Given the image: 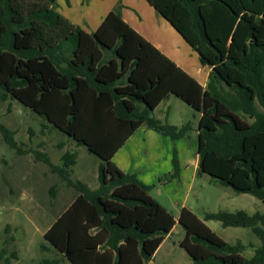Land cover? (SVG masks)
<instances>
[{"label": "trees", "instance_id": "1", "mask_svg": "<svg viewBox=\"0 0 264 264\" xmlns=\"http://www.w3.org/2000/svg\"><path fill=\"white\" fill-rule=\"evenodd\" d=\"M59 1L0 0V100L20 101L44 120L43 127L58 130L99 157V186L92 188L73 177L77 152L65 151L57 165L45 152L23 150L16 132L7 126L0 124V131L8 147L19 154L32 153L73 191L74 197L82 196L94 207L102 219L99 228L109 231L100 250H114V264L121 262L120 245L125 240H137L144 264H151L153 256L146 241L173 235L167 228L150 231L138 223L125 226L116 221L118 213L109 211L105 204L114 200L133 210L152 207L143 199L114 193L127 185L148 193L155 185L144 183L137 174L121 172L110 159L142 125L172 141L190 139L191 122L178 127L155 114L156 107L171 95L198 112L205 98L213 101L206 109L213 126L203 125L200 130L204 145L197 175L208 174L222 186L264 201V167L259 169L253 154L247 155L249 148L257 149L259 141L264 143L260 138L264 135V34L259 37L264 28V0H148L199 53L201 65L211 68L206 89L123 20L122 0L92 34L72 25L58 10ZM64 1L70 5V0ZM228 17L232 19L228 36L218 44L212 33ZM241 29L245 42L237 46ZM219 104L230 114L219 115ZM106 126H110L111 135L104 134ZM209 155L231 162L233 168L216 172L222 165H215L208 173L205 163ZM172 162L170 178L179 179L182 169L177 147L173 148ZM239 171L245 172L246 188L233 182ZM57 186L58 182L50 188L52 198ZM204 220L251 229L261 245L254 248L252 257L243 259V264H264V213L222 210L205 213ZM6 231L0 264L18 259L10 249L16 239L10 235V225ZM190 240L209 252L206 257H194V264H235L229 257L248 248L241 241L218 244L196 233ZM41 264L60 261L48 259Z\"/></svg>", "mask_w": 264, "mask_h": 264}, {"label": "rangeland", "instance_id": "2", "mask_svg": "<svg viewBox=\"0 0 264 264\" xmlns=\"http://www.w3.org/2000/svg\"><path fill=\"white\" fill-rule=\"evenodd\" d=\"M113 3H115L114 0H74L71 9L62 4L59 11L70 20L74 18L79 20L81 26L88 31L96 28L97 24L101 22L102 16L109 12ZM119 4L120 1L118 0L115 8ZM231 25L232 19L230 17L225 21L223 20L222 23L220 22L218 31L212 33V39L218 44L223 42L224 37L227 38L228 36V28ZM263 34L264 28L259 31V37ZM244 42V30L241 29L236 38L237 46ZM189 59L193 61L194 56H190ZM224 110L220 111L219 115L226 111ZM155 114L161 119L168 118L170 123L178 127H183L191 121L197 130L201 124L198 119L193 118V109L175 96L163 103ZM236 118L240 124H243L241 118L238 116ZM206 119L208 118L204 120ZM206 121L202 123L204 126H213V123ZM0 124L16 132L15 137L23 150L33 149L45 152L54 164H61V156L65 151L77 152V164L73 167V177L86 182L92 188L99 186L100 158L89 153L85 146H77L67 135L58 130L43 127L44 120L36 113L31 112L30 108L20 101L0 100ZM200 127L202 128L201 125ZM195 129L194 132H196ZM194 132L189 133L192 135L194 146L187 138H184L177 146L178 155H181L184 162L183 178L179 185L172 183L165 187L159 183V178L167 174L171 167L166 160V156L169 157L174 148L171 140H169L171 145L162 148V153L157 154L155 158H150L151 156L147 158L141 155L138 156V159L134 157L135 161L146 162L151 160L150 164L140 163L138 166H129V161L124 162L125 159L121 158L122 155L117 158V161H122L126 170H137L142 174L144 180L156 185L149 194L160 206L158 211L160 220L157 227L172 230L173 235L168 238V243L162 245V250L154 264H194V257H206L209 252L202 246L191 242L190 236L193 233L207 237L218 244H236L237 241H241L248 248L243 254L229 258H232L235 264H243L244 258H250L254 255V248L261 245V240L249 228L224 227L220 221H205L204 215L222 210L229 212L244 210L249 214L264 213V201L251 194H239L231 187L222 186L215 180L213 181L210 175L198 176L196 153L202 135L200 131ZM62 143L64 146L59 148ZM250 154H253L257 167L263 168L264 143L259 141L257 149L253 146L249 148L247 155ZM217 159L212 158L209 160L211 165H208L211 168L215 165H222L217 167L216 172L233 168L231 162L218 161ZM262 180L264 181V179ZM57 182L56 197L52 198L50 188ZM233 182L239 187L247 185L242 171L235 175ZM185 191H189V195L185 202H182ZM73 198V191L63 184L44 162L37 161L32 153L19 154L8 147L0 131V249L3 247L7 234V225H10V235L16 238L11 243L10 249L18 255V259H13L11 264H41L48 259L59 260L60 264H66L65 262L72 264L67 259L61 262L64 256L49 250L51 246L45 232ZM183 204L188 207V212L184 216V223L177 225L169 223L160 215L163 210H167L177 218L182 211ZM77 208L84 217L90 216L89 208L84 207L83 204L78 203ZM74 220L76 221L77 218ZM74 227V223L71 221L68 226L70 248H72L71 243L74 238L77 242L76 245L82 242L79 241L81 238H78L76 234L74 235L76 231ZM44 246L47 249L43 250L42 247Z\"/></svg>", "mask_w": 264, "mask_h": 264}, {"label": "crops", "instance_id": "3", "mask_svg": "<svg viewBox=\"0 0 264 264\" xmlns=\"http://www.w3.org/2000/svg\"><path fill=\"white\" fill-rule=\"evenodd\" d=\"M73 1L70 0V5L67 6L64 0L59 1V8L62 6H66L67 8H72ZM115 3L112 4L109 12L102 16L101 22L97 24L96 28L91 30H85L83 26H81V22L79 20L68 19L70 23L74 26L80 27L83 31L87 33H94L99 29V27L103 24L107 15L115 10L116 3L118 0H114ZM122 18L123 20L133 28L141 37H143L146 41L152 44L161 55L166 56L172 62H174L180 69L194 78L204 89L208 84L209 73L211 68L208 66H202L200 63V55L199 53L192 47V45L184 38L182 34L178 32V30L173 26V24L161 14L148 0H122ZM58 8V10H59ZM61 13V12H60ZM227 48H229L227 46ZM194 56L193 61H190L189 57ZM197 56V57H196ZM198 58V59H197ZM169 99L163 100L155 109L157 111L163 103L169 101ZM177 97V96H175ZM182 100V99H181ZM183 101V100H182ZM185 102V101H183ZM186 103V102H185ZM213 101L209 98H205L204 107L201 112L193 109V118L198 119L201 122V126L203 127V121H208L213 123V119L208 117L206 114V109L211 105ZM171 109V106H169ZM219 110L223 111L224 107L219 104ZM225 111V110H224ZM225 114H230L228 111H225ZM205 118H208L204 120ZM219 119V117H216ZM161 119V118H160ZM167 120L169 119H162ZM206 121V122H207ZM191 122V121H189ZM170 123V122H169ZM172 124V123H170ZM193 126L194 132L195 124L191 122ZM175 125V124H173ZM200 125L198 129L194 133H198L201 130ZM177 126V125H176ZM104 131L105 135H111L113 132L110 129V126H106ZM97 131V130H96ZM99 132V131H98ZM102 133V132H100ZM115 137V138H114ZM190 141L193 143L194 141L191 138ZM114 140L116 139V135L113 136ZM264 141V135L260 137ZM169 137H165L158 132L148 129L144 125L136 128L130 136L126 138L122 144L117 148L114 154H112L111 162L116 165V167L123 173H134L137 174L139 179L146 184L152 185L147 180L142 178V174L139 171L130 169L126 170L122 161H117V158L122 155V159L127 163L129 161V166L139 165L140 163H149V161H135L138 159V156L155 158L157 154L162 153V148H167L171 145ZM249 140V139H248ZM247 140V142H248ZM172 141V140H171ZM183 139L172 141L173 146L177 147ZM251 141V140H250ZM204 142L203 138L199 143L198 152L196 153L198 159L196 160L197 171L199 168V152L203 147ZM180 163H181V174L179 179H171L170 174L174 171V166L172 162L173 151L169 157L166 156V160L169 162L168 164L171 166L168 173L159 178V183H162L165 187L169 186L172 183L179 185L183 178V170H184V162L182 161L181 155H178ZM212 157L209 155L207 157L205 163V169L208 173L212 171V168H208L207 162L211 160ZM243 177H245V172L242 171ZM208 175V174H206ZM163 178L164 181L160 179ZM155 185V184H154ZM246 185L243 188H246ZM156 187V185H155ZM182 189V188H180ZM115 194L125 196V197H135L143 199L146 203L150 204L152 207L150 209L145 207H138L133 210L122 203H119L114 200H108L105 202L106 207L109 211L117 212L118 215L115 218L119 223L127 226L133 223H138L146 230H156L159 227V217L158 211L160 209L159 203L152 199L149 192L145 193L140 190L139 187L134 185H127L118 187L115 191ZM181 193V190H179ZM189 195V191H185L184 199L181 200L185 202L187 196ZM82 196H77L72 199V201L68 204L66 209L61 212V214L56 218V220L50 224L46 230V236L48 237L51 248L50 251L56 252L57 254L64 255V259H67L72 264H114L115 252L111 248L106 250H100V246L107 241L109 237V231L107 229H100L99 226L102 223L101 217L98 215L96 210L92 205L88 202L83 201ZM81 203L84 207L89 208V217H84L83 214L78 210L77 204ZM188 212V207L186 205H182V211L177 216V218L169 213L167 210H163L162 218L169 223L179 224L184 223V216ZM189 212H191L189 210ZM75 215V216H74ZM77 218L75 221L74 219ZM74 223V235L76 234L78 238H81L76 245L75 238L72 240L71 247H69V236H68V226L70 222ZM172 233V230H170ZM168 236L158 237L156 239H150L146 241V247L148 251L152 254L153 260L151 264H154L159 252L162 250V245L168 243ZM121 251V262L120 264H144L143 259L139 252L138 241L131 238L129 240H125L120 245ZM81 254V256H80ZM73 255V256H71ZM72 257V258H71ZM67 264V262H65Z\"/></svg>", "mask_w": 264, "mask_h": 264}]
</instances>
